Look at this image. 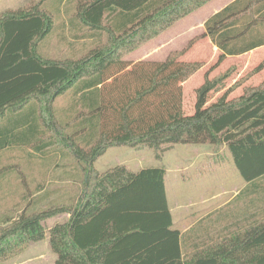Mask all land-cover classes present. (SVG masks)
I'll return each mask as SVG.
<instances>
[{
	"label": "trees",
	"instance_id": "trees-1",
	"mask_svg": "<svg viewBox=\"0 0 264 264\" xmlns=\"http://www.w3.org/2000/svg\"><path fill=\"white\" fill-rule=\"evenodd\" d=\"M212 1L75 0L71 19L81 38L97 43L85 56L63 60L42 57L38 47L55 26L49 3L65 0L30 1L0 16L2 149L18 145L42 153L53 145L41 143L50 129L84 165V190L70 220L49 228L55 264H264V227L228 246L187 254L186 240L173 228L165 168L94 169L115 146L160 151L225 144L246 181L264 176V81L232 100L229 89L208 105L222 79H206L194 113L185 115L183 83L202 68L200 62L175 55L164 62L125 59ZM202 36L219 50L217 65L264 46V0H235L207 19ZM66 94L77 101L62 125L53 104ZM64 212L51 207L6 219L0 264L45 239L46 221Z\"/></svg>",
	"mask_w": 264,
	"mask_h": 264
},
{
	"label": "rangeland",
	"instance_id": "rangeland-1",
	"mask_svg": "<svg viewBox=\"0 0 264 264\" xmlns=\"http://www.w3.org/2000/svg\"><path fill=\"white\" fill-rule=\"evenodd\" d=\"M15 1L17 3L14 5L8 0H2L0 12L5 10L6 6H17L26 0ZM49 5L54 11L55 26L38 47L42 57L63 60L85 56L97 42L81 38L82 32L75 26L78 21L71 19L74 14L75 0H65L58 5L49 3ZM212 10L213 6H209L197 11L193 16L178 22L125 57L134 64L141 61L164 62L170 55L177 56L182 62H200L202 68L183 83L185 115L194 113L197 90L206 79H222L218 87L209 94L208 105L217 101L229 89L231 92L228 99L232 100L258 88L264 81L263 49L240 57H228L217 65L218 50L208 37L202 36L204 24L208 19L206 16L211 14ZM76 101L77 98L72 94L60 96L55 100L53 107L62 125H67V117L75 108ZM44 117L48 118L47 113ZM58 126L59 131L65 134V127L60 124ZM67 131L72 133V130ZM46 133L41 143L53 145L42 153L31 148L18 147L17 150L12 148L3 154L4 158L0 166V226L5 225L6 219L16 220L22 213L33 215L51 207H59L65 212L46 221L45 239L30 243L26 250L2 264H55L57 255L50 244L49 228L56 223H65L70 220L68 212L71 207H75L84 190V165L72 156L59 138V134L50 129H47ZM205 146H209L208 149H204ZM228 151L225 144H176L165 146L160 151L148 147L115 146L109 148L95 162L94 169L104 172L117 165H126L134 170L145 167L165 168L167 196L169 205L173 206V200H178L180 203L186 202L185 183L190 175L204 171L213 178L220 177L225 172H233L232 168L229 169L232 160ZM214 154L219 155L213 156ZM217 157L222 158L224 170L220 169L222 163L217 165ZM194 158H196L195 162ZM210 184L214 185V181ZM176 185L182 190L173 199L172 194L175 192ZM212 189L217 190L214 187ZM194 193L191 192V195ZM230 232L232 233L233 230L229 231L221 242L224 243V247L231 241L241 240L240 236L235 237L237 234L229 235ZM185 252L188 254L187 247Z\"/></svg>",
	"mask_w": 264,
	"mask_h": 264
},
{
	"label": "crops",
	"instance_id": "crops-1",
	"mask_svg": "<svg viewBox=\"0 0 264 264\" xmlns=\"http://www.w3.org/2000/svg\"><path fill=\"white\" fill-rule=\"evenodd\" d=\"M8 1L14 5L17 3L15 0ZM30 1L34 0L20 2L21 4L17 6H6L5 10L0 12V16L9 10L26 5ZM234 1L213 0L201 9L213 6L211 14L206 16L210 18ZM1 2L2 0H0ZM195 13L190 16H193ZM262 49L264 50V46L241 56ZM18 147V145H9L3 150L0 137V166L3 162V154L12 148L17 150ZM208 147L205 146L204 149H208ZM228 152L232 160L229 169L232 168L233 172H225L220 177L213 178L204 171L190 175V178L185 183V191H187L186 202L180 203L178 200H173V206L169 205L173 218V228L181 232L183 238L186 240L185 245H187L186 247L189 252L199 253L202 251L201 254H205L211 250L224 247V243L221 242L229 231L233 230L229 235L237 234L235 237L240 236L242 240L251 231L264 227V176L255 181H246L236 168L231 152ZM218 155L214 154L213 156ZM195 159H193L194 162ZM216 160L219 166L222 163V158L217 157ZM221 166L222 168H220ZM220 167V169H225L223 163ZM212 181H214V185L210 184ZM213 187L217 188V190L212 189ZM181 190L182 188L176 185L175 192L172 194L173 199L178 196ZM210 190L213 192L212 194ZM191 192L195 193L191 195Z\"/></svg>",
	"mask_w": 264,
	"mask_h": 264
}]
</instances>
